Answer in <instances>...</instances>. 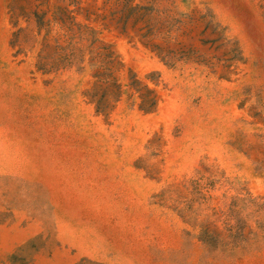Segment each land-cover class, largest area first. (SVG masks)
<instances>
[{"label":"rangeland","instance_id":"374dc122","mask_svg":"<svg viewBox=\"0 0 264 264\" xmlns=\"http://www.w3.org/2000/svg\"><path fill=\"white\" fill-rule=\"evenodd\" d=\"M0 264H264V0H0Z\"/></svg>","mask_w":264,"mask_h":264}]
</instances>
